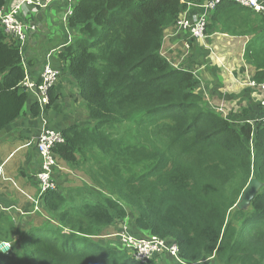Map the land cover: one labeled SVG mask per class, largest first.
<instances>
[{
    "label": "trees",
    "instance_id": "1",
    "mask_svg": "<svg viewBox=\"0 0 264 264\" xmlns=\"http://www.w3.org/2000/svg\"><path fill=\"white\" fill-rule=\"evenodd\" d=\"M206 1L77 0L68 18L74 40L58 59L91 126L66 129L54 152L86 172L98 197L47 194L34 213L47 223L0 229V243L19 242L13 254L0 252V264H158L100 241L131 215L139 232L174 241L184 262L264 264V187L248 210L236 208L251 178L264 185V127L222 117L194 73L162 54L166 29ZM215 32L250 38L243 58L264 84V18L223 1L209 13L206 36ZM27 68L0 25V132L25 113ZM57 94L53 86L46 107L36 101L31 112L56 107Z\"/></svg>",
    "mask_w": 264,
    "mask_h": 264
},
{
    "label": "crops",
    "instance_id": "2",
    "mask_svg": "<svg viewBox=\"0 0 264 264\" xmlns=\"http://www.w3.org/2000/svg\"><path fill=\"white\" fill-rule=\"evenodd\" d=\"M15 1L7 0L5 9H10ZM76 2L74 0V4ZM68 6V2L62 1L46 10L35 12L27 9L20 16L26 24L37 28L30 35L25 49L29 78L38 83L47 65L60 71L61 76L54 85L60 99L56 107L35 116L31 105L38 102V98L35 93L29 92L30 100L25 113L0 132V229L4 233V228L11 224L16 228H26L27 224L36 220L32 214V201L38 193L36 176L40 171V157L37 141L40 133L46 128L62 133L75 125L91 126L75 82L64 74V64L58 59L61 49L70 45L75 35L69 30L68 20H65ZM201 14L204 10L196 4L181 17L192 20ZM165 35L163 56L175 67L181 66L194 73L200 82L198 92L207 97L206 100L222 117L234 124L251 123L263 117L260 102L264 98V90L249 85L254 81L255 70L243 58L249 37L215 32L204 40H196L176 26L167 28ZM59 165L55 176L59 188L57 192L71 198L88 191L86 186L91 184L83 169H73L64 161H60ZM130 227L131 234L147 236L135 229L132 223ZM120 230L121 226L116 225L112 235Z\"/></svg>",
    "mask_w": 264,
    "mask_h": 264
},
{
    "label": "built area",
    "instance_id": "3",
    "mask_svg": "<svg viewBox=\"0 0 264 264\" xmlns=\"http://www.w3.org/2000/svg\"><path fill=\"white\" fill-rule=\"evenodd\" d=\"M68 2L69 6L66 10L65 20L73 14L74 0H16L10 9H3L0 12V25L4 28L5 33L20 48L21 55L25 58V49L29 41V37L34 33L37 28L33 24H26L20 19L21 14L27 10L32 9L35 12L40 10H46L50 6L58 2ZM223 1H230L241 5L242 7L249 9L264 18V0H209L200 4L204 10V14L195 16L192 20L180 18V21L176 25L178 29L190 33V36L196 40H204L206 37V28L208 24V14L213 11L217 5ZM28 71V68H27ZM61 72L54 70L47 65L41 75L40 82L34 83L29 78V73L24 82V86L27 87L30 93H35L38 98V103L41 107H44L49 103V90L59 80ZM253 88L261 87L264 90V84H258L255 81L249 83ZM260 107L263 111V117L252 121L251 124H261L264 127V98L260 102ZM64 137L61 132H56L49 128L44 129L37 141V151L40 157V171L36 176L38 185V193L33 198L32 212H41L44 197L55 192L58 189V184L55 179L57 169H60V165L55 154V149L58 145L64 143ZM10 209H6L8 211ZM121 231V230H120ZM118 232L115 237L120 242L122 247L128 251L136 261L141 263H147L159 256L165 254L171 259L180 264H207L209 261H202L200 263H187L181 260L179 256V250L177 244L171 240L160 239L158 237L147 236L136 237L130 232L126 231ZM0 252L4 255L12 254V246L9 242L0 243Z\"/></svg>",
    "mask_w": 264,
    "mask_h": 264
},
{
    "label": "rangeland",
    "instance_id": "4",
    "mask_svg": "<svg viewBox=\"0 0 264 264\" xmlns=\"http://www.w3.org/2000/svg\"><path fill=\"white\" fill-rule=\"evenodd\" d=\"M206 99H207V97L205 96V100ZM206 102L209 104V101L208 100H206ZM209 106L212 108L211 104H209ZM86 187L88 188V191L87 192L89 193V195L91 197V200L96 199V197H98V194H96L95 191L93 193L90 192V190H92V189L89 186H86ZM97 191H98V189H97ZM87 197L88 196H86V198ZM32 214H34V213H32ZM133 217H134V215H131L127 220L130 221V219H133ZM48 220L46 218H43V217L42 218H39L36 215V220L33 221L31 224H27V226H26L25 229L27 231H29V229H31L33 227L38 228V226H42L45 223H47ZM130 225H131V222H129V224H128L127 221L126 222H120V225H119V226H121V231L120 232L126 231V233H129L130 232V228H131ZM113 229H114V226L113 227H110V229H107L106 230V233L109 234V235H107V237H103V238H106V239H100V241H111V242H114L116 245L120 246L122 250H125L122 247V245L120 244V242L117 241V238L115 237V235H112ZM132 235H134V234H132ZM134 236H136V235H134ZM136 237H138V236H136ZM146 237L147 236H145V238ZM17 241H18V238H16V237H13V239H9V240H5L4 241V242L11 243V246H12V254L14 253V247L15 246H17V247L19 246V242L16 244ZM157 260H158V264H180V263L176 262L175 260L171 259L168 255H165V254L159 256L157 258ZM208 261L209 262L207 264H215V263H213V260H211V261L208 260Z\"/></svg>",
    "mask_w": 264,
    "mask_h": 264
},
{
    "label": "water",
    "instance_id": "5",
    "mask_svg": "<svg viewBox=\"0 0 264 264\" xmlns=\"http://www.w3.org/2000/svg\"><path fill=\"white\" fill-rule=\"evenodd\" d=\"M263 187L264 185L258 179L251 178L243 190L240 200L236 204V208L240 211L248 210L252 201Z\"/></svg>",
    "mask_w": 264,
    "mask_h": 264
}]
</instances>
